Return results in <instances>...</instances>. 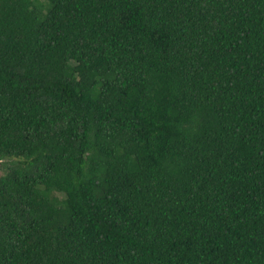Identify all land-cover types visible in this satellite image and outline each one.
<instances>
[{"label": "trees", "instance_id": "trees-1", "mask_svg": "<svg viewBox=\"0 0 264 264\" xmlns=\"http://www.w3.org/2000/svg\"><path fill=\"white\" fill-rule=\"evenodd\" d=\"M0 264H264V0H0Z\"/></svg>", "mask_w": 264, "mask_h": 264}]
</instances>
